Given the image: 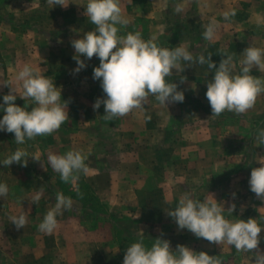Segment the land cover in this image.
<instances>
[{
	"label": "rangeland",
	"instance_id": "obj_1",
	"mask_svg": "<svg viewBox=\"0 0 264 264\" xmlns=\"http://www.w3.org/2000/svg\"><path fill=\"white\" fill-rule=\"evenodd\" d=\"M146 1L120 0L122 14L129 21L126 27L121 28V35L139 31L142 38L149 37L155 41L162 38L164 48L183 46L194 56L203 54L207 58L211 55L217 67L226 58L222 53L232 54L235 57V71L239 70V60L247 47L264 48V28L258 27L260 21L248 12L242 13L234 8L236 15L225 21L223 17L213 14L210 17L203 15L202 5L204 8L215 5L208 3V0L197 1V9L187 15L184 10L183 15L174 11L181 0H154V5L150 7H145ZM66 2L69 4L65 8L59 5L52 7L47 0H0V119L6 107L3 96L11 91L5 82L16 86L17 93L14 94L17 96V106H28V110L34 106L19 96L22 89L15 81L16 74L25 64L52 79L55 86L61 89L62 100L68 102L69 115V120L56 132L26 139L21 145L15 143L13 133L0 131V161L18 148L29 153L27 167L16 163L8 167L0 164V183L7 184L9 189L6 197H0V264H123L128 246L142 240L146 247H151L156 238L168 240L173 249L177 245H185L196 252L204 251L218 256L224 264H255L252 253H238L234 246L226 243L215 244L197 238L187 229H179L167 213L178 205L179 198L185 192L203 202L202 188L205 183L212 188L222 183L226 186L222 198L225 196L227 200L222 199V204H226L227 209L235 204L232 215L227 209L224 211L228 219L259 220L264 217L258 207L261 199L250 191L248 183L252 168L260 167L264 162L255 141L256 130L264 128V94L257 98L254 108L242 115L224 112L219 117H212L205 93L207 81L212 80L214 70L208 71L206 64L188 67L181 61V67L185 69H173V74L166 80L176 83L177 90L184 93L182 103L162 105L149 96L142 109L105 121L102 118L105 115L103 105L93 110L96 99L105 96L101 82L93 79V69L99 66V59L94 56L88 60L81 56L86 68L74 72L77 64L70 41L81 38L94 28L84 14L87 0ZM213 20L218 27L212 42L221 40L228 46L221 49L215 44L206 51L207 47L201 43L207 45L209 41L202 36V25ZM143 28L146 30L143 31ZM194 40L201 42L191 49ZM167 42L171 44L165 46ZM251 74L264 78V71L260 72L258 66L253 67ZM182 79L184 82H181ZM138 121L159 142L156 152L148 151L141 156L142 171L147 173L141 176L145 189L138 199L131 194L127 196L130 202L128 207L114 208L103 200L90 183H79L77 179L63 182L48 164L47 156L50 153L63 155L69 150H80L87 157L86 161L90 162L92 143L89 140L93 136L100 137L103 142L113 135L116 140L125 141L129 136L119 127L125 122L136 124ZM187 122L197 123L201 128L196 139L203 138L205 134L213 140V146L217 148L215 158L226 159L224 163L218 159L213 163L210 176L204 174L203 147L197 149L201 153L197 158L202 159L197 160L201 167L195 170L196 175L185 173L190 168V162L188 146H185L187 136L181 129ZM165 125L169 127L166 131L162 129ZM173 138L176 140L173 141ZM109 147L115 150L114 161L118 164L124 146L99 145L97 153L102 157ZM155 154L158 160L154 166L151 159ZM33 155H38L41 160H34ZM127 156L132 157L129 152ZM128 165L131 166L132 162ZM154 171L156 175L152 173ZM41 187L44 191L36 204L32 201ZM151 187L157 191L150 192ZM58 192L71 197L73 207L71 211L65 210L58 215L57 228L52 234H46L39 231L38 225L46 212L54 207ZM215 200L218 203L221 201L218 193ZM136 204L142 208H132ZM21 212L27 213V224L17 230L9 217L18 216ZM141 219L152 225L138 224ZM261 224L264 228V221ZM260 237L258 251L264 253V230Z\"/></svg>",
	"mask_w": 264,
	"mask_h": 264
},
{
	"label": "clouds",
	"instance_id": "obj_2",
	"mask_svg": "<svg viewBox=\"0 0 264 264\" xmlns=\"http://www.w3.org/2000/svg\"><path fill=\"white\" fill-rule=\"evenodd\" d=\"M49 5L67 7L66 0H47ZM175 13L183 11V5L177 4ZM88 21L94 26L79 39L70 41L75 50L73 59L78 73L86 68L81 56L91 60L96 56L100 63L93 69V79L101 82L104 98H97L93 110L104 106L105 121H112L127 116L135 109H142L148 97L153 96L162 105L179 102L185 99L184 93L178 91L176 83L167 82L166 78L173 74V69L181 67V61L188 67L207 65V70H214L212 80L207 81L205 93L212 111V117H219L224 112L242 115L254 108L257 98L264 94V78L251 74L254 66L264 71V48L249 46L242 53L239 60V70L235 71V61L232 54L222 53V59L217 67L203 55L194 56L183 46L173 49L158 46L154 39L145 40L142 34L128 32L121 35L120 30L126 27L129 21L123 16L120 0H87L85 13ZM236 11L223 13L225 21L231 20ZM119 26V27H118ZM202 36L211 41L216 36L217 22L215 20L202 25ZM186 79V78H185ZM15 81L22 89L19 96L29 104L34 105L31 110L28 106L20 107L15 104L17 96L16 86L5 82L11 88L9 94L3 96L6 107L4 116L0 119V131L13 133L15 143L24 144L27 140L38 136H48L60 129L69 120L68 102L62 100L61 89L57 88L52 79L42 75L38 70L25 64L16 74ZM184 82V79L181 80ZM257 145H264V128L256 130ZM29 153L22 149L15 150L0 164L5 167L13 163L27 167ZM39 161L38 155L31 156ZM87 157L80 150H69L63 155L49 154L48 164L51 169L60 175V179L67 183L75 180L77 174L88 173L85 163ZM250 191L264 201V162L260 167L252 168L249 178ZM44 188L38 190L34 203H38ZM9 189L7 184L0 183V197H6ZM233 196L235 194L233 193ZM73 201L62 192L56 193L54 207L49 209L42 222L38 225L39 231L52 234L58 226L57 216L63 211H71ZM229 215L235 211V204L228 209ZM225 208L214 198L201 202L194 199L187 192L180 198L178 205L168 211L178 228L187 229L197 238H203L210 243L234 246L235 250L243 253H252L255 264H264V253L258 251L260 244L261 221L255 218L230 220L225 218ZM9 220L15 224L17 230L27 224V213L21 212L18 216H11ZM123 264H224L218 257L207 252H196L185 245H177L173 249L165 239H154L151 247H146L143 241L132 243L127 247L123 257Z\"/></svg>",
	"mask_w": 264,
	"mask_h": 264
},
{
	"label": "crops",
	"instance_id": "obj_3",
	"mask_svg": "<svg viewBox=\"0 0 264 264\" xmlns=\"http://www.w3.org/2000/svg\"><path fill=\"white\" fill-rule=\"evenodd\" d=\"M197 1L199 0H181V3L183 5V10L185 11L184 14H191L195 9H197ZM201 1V0H200ZM206 1V0H202ZM145 2V0H144ZM145 7H150L154 5V0H147ZM212 2L213 7L210 8H204L202 5V12L203 15H208L209 17L211 14H213L216 17H223V13L225 11H230L235 8L236 11L248 12V14H252L253 16H256L259 22L258 27L264 28V0H208V3ZM210 6V5H209ZM210 11L208 13L207 11ZM207 12V13H206ZM183 15V12L181 13ZM261 23V24H260ZM262 25V26H261ZM146 30V28H143V31ZM172 31V30H169ZM174 32V31H172ZM168 36V35H167ZM166 36V37H167ZM149 37H143V39L148 40ZM166 39V38H165ZM155 42L158 43V46L163 47V43L165 41L156 40ZM188 42V41H187ZM201 41H193L194 46H191V49L196 48L195 44L200 43ZM209 41L207 42V45L205 42L201 43L204 44L208 50H211L212 46L215 44L219 45V48L222 49L228 46V43L222 42L221 40L216 43ZM168 43L171 44V42H167L165 46H168ZM192 44V42H191ZM235 59V57H234ZM239 58H237L238 60ZM94 118V116L92 117ZM166 127H163V130H168L169 127L165 125ZM121 129V130H120ZM119 130L123 132L125 135L129 136L127 140H116V136L107 137L106 140L100 141V137L93 136L92 139L89 140V142L92 143L91 148L89 149L90 152H92V155L90 157V162L85 161V163L88 166V173L85 175L84 173H79L77 176V182H87L90 183L95 191L103 198V200L107 203H111L114 208H121V207H128L129 203L127 201V196L130 194L133 195L135 199L139 198V194L144 191V184L141 182V176L147 173H144L142 171V157L149 151H157V139L153 137L150 133L148 134V128L143 127L141 123L138 121L136 124L134 122H125V124H122L121 128L119 127ZM201 128L197 126V123L193 122H187L184 127H182L181 132L183 134H186L187 136V143L185 146H188V161L190 162L189 169L185 171L186 174L189 176H195L198 169L201 167L199 161L203 158V167L205 171V176H210L212 174V165L213 163L218 159L215 158L217 155L215 154V150L217 148L215 145L213 146V140H210L207 135L204 134L203 138L199 137L196 139V135L199 133ZM119 131V132H120ZM167 135V133L165 134ZM176 138H173V141H175ZM203 143V145H202ZM106 146H114L116 144H122L125 148L123 155L121 154L119 163L115 164L114 156H115V150L113 148L106 151L105 154L101 157V154L97 153V146L104 145ZM96 146V147H94ZM128 147V149H126ZM203 147V154L202 158H197L201 155L197 149H200ZM148 148V149H147ZM130 149V150H129ZM122 150V149H121ZM258 153L261 150V156L262 159H264V145L261 148L259 145H257ZM96 152L93 154V152ZM130 153L132 157L127 156V153ZM223 155V154H222ZM220 156V154H219ZM222 157V156H221ZM132 159V160H129ZM158 157L156 154L152 157L151 162L155 166V163L157 162ZM219 162L221 160L226 162L225 158H219ZM124 162V164L122 163ZM129 162H132V165L129 166ZM222 164V163H221ZM198 168V169H197ZM154 175H156V171L152 172ZM180 174V173H179ZM134 178H137L138 181H136ZM154 188V187H153ZM151 187L149 189L150 192H155L157 189L153 190ZM223 189H226V186L222 185V183H219L218 185H215V187L212 188V186H209L205 183L204 187L202 188L203 194H204V200L206 199H215V194L218 193L219 197L221 198L220 204L225 209H227L226 204H222L223 201H227L226 197L223 196L222 198V191ZM146 191V190H145ZM131 197V198H133ZM260 203V204H259ZM258 207L261 209V212L264 215V201L259 200ZM176 207V206H175ZM132 208H142L140 204H136L135 206L132 205ZM225 218L228 219L227 214H225ZM138 224L142 225H149L146 223V220L139 221ZM165 224V223H164ZM150 224L149 226H151Z\"/></svg>",
	"mask_w": 264,
	"mask_h": 264
}]
</instances>
